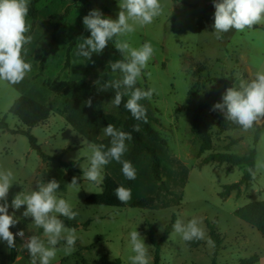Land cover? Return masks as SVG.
I'll return each instance as SVG.
<instances>
[{
    "label": "rangeland",
    "instance_id": "rangeland-1",
    "mask_svg": "<svg viewBox=\"0 0 264 264\" xmlns=\"http://www.w3.org/2000/svg\"><path fill=\"white\" fill-rule=\"evenodd\" d=\"M87 1L91 3V10H100L104 18H118L120 0ZM161 3L163 14L152 24L137 27L126 39L132 47L139 48L150 42L155 49L136 87L155 89L151 100L140 103L147 109L150 126L165 142L152 145L162 159L161 178L172 195L166 190L158 193L159 184L152 178L148 156L140 157L133 165L137 170L135 180H127L122 174V165L112 161L104 167L102 176L110 174L119 186L130 188L132 193L131 199L120 208L85 203L86 197L102 191L101 183L97 185L83 178L82 167L89 165L88 141L64 119L62 110L67 96L53 93L49 87L56 79L96 83L108 63L106 49L85 61L75 54L78 39L86 37L81 33L85 29L86 0H38L36 16L28 15L32 43L27 46L25 59L32 64V71L15 86L0 83V169L12 170L15 176L7 198L9 214L15 212L19 221L10 228L13 233L23 230L25 237L43 238L42 229L35 228L30 217H23L26 206L19 210L10 206L16 194L36 190L41 181L57 180L60 183L57 195L68 200L78 212L75 220L66 218L76 226L75 250L65 255L61 242L52 264H102L101 257L131 264L129 257L134 253L129 233L135 229L150 246V264H153L149 226H153L155 238L160 239L173 214L185 223L192 218L200 219L207 237L206 220L214 224L223 237L222 247L218 256L213 257L207 240H203L201 247L190 249L173 231L160 247L159 264H238L239 260L253 255L259 257V264H264V238L233 215L234 210L250 202L264 201V126L247 132L221 129L211 115L213 106L222 102L227 88L238 85L241 79L254 78L257 71H264V24L243 32L232 30L217 39L212 27L214 12L204 10L207 6L215 10L213 0H161ZM229 77L234 79L233 83L224 85L222 80ZM120 78L118 71L108 81ZM209 92H216L217 100L204 112L200 136L209 135L212 147L199 156L200 138L190 131L192 109ZM20 96L49 109L50 117L32 128L30 134L44 154L50 157L62 154L63 162H79L72 175L57 161H42L30 148L27 137L11 132L24 129L9 113L11 104ZM102 111L124 119L111 100L103 102ZM106 137L101 131L99 139ZM255 137L258 138L254 146L255 178L240 187L238 197L233 191L221 198L223 187L238 182L245 167L215 163L199 167V162L213 153L242 156L253 147ZM233 139L240 141L229 146ZM128 151L123 159L128 160ZM73 177L78 178L79 185L70 189L67 185ZM146 197L155 198L154 209L129 206ZM15 243L17 247L10 249L0 241V264H31L27 250L20 247L23 241L19 236Z\"/></svg>",
    "mask_w": 264,
    "mask_h": 264
},
{
    "label": "clouds",
    "instance_id": "clouds-1",
    "mask_svg": "<svg viewBox=\"0 0 264 264\" xmlns=\"http://www.w3.org/2000/svg\"><path fill=\"white\" fill-rule=\"evenodd\" d=\"M213 3L215 12L212 27L217 39L232 30L243 32L264 24V0H213ZM119 8L117 19L104 18L98 9L89 11L83 17V25L90 36L78 39L80 42L75 46V54L84 61L91 60L94 53L101 54L109 42L114 41V47L123 59L111 61L109 66L113 73L119 71L121 78L106 82L100 91L114 89L115 96L111 103L116 107L121 105L124 96H128L124 103L125 109L136 120L147 123V109L140 101L151 100L155 89L143 90L136 84L155 49L150 42L143 43L139 48L132 47L126 37L134 33L137 27L152 24L163 14L164 6L161 0H120ZM29 11L30 0H0V83L15 86L32 71V64L25 59L27 46L32 43ZM122 87L125 89L123 92ZM85 104L91 107L92 99L86 100ZM217 110L223 113L226 121L239 126L242 131L264 126V71H257L254 78L241 79L238 85L227 88L222 102L213 106L212 111ZM133 131H140L139 125H134ZM103 132L110 137V146L105 148L103 144L88 142L89 165L82 167L83 178L99 185L103 181L104 167L115 161L122 165L121 171L127 180H135L136 168L130 161L123 159L128 151L126 142L133 139L132 132L117 129L112 124L104 127ZM249 172L255 178V172L252 169ZM77 179L73 177L67 186L70 189L78 188ZM14 180L12 170L0 169V241L5 242L10 249L16 248L15 238L19 236L23 241L20 247L27 250L31 264H52L61 242L64 243V254L70 255L75 250L76 229L66 226L60 217L75 220L78 212L73 210L68 200L57 195L60 183L55 179L47 183L41 181L37 183L36 190L27 193L22 191L12 199L11 208L19 210L26 206L23 217H30L32 225L42 229L43 238L39 235L25 237L23 230L18 233L10 231L19 222L15 212L9 214L7 203ZM114 194L121 203H127L132 195L131 189L123 185L118 186ZM172 227L185 242L207 240V244L214 247V241L206 236L202 221L198 218H192L187 223L177 218ZM129 236L134 253L129 257L131 264H150V246L136 229Z\"/></svg>",
    "mask_w": 264,
    "mask_h": 264
},
{
    "label": "trees",
    "instance_id": "trees-1",
    "mask_svg": "<svg viewBox=\"0 0 264 264\" xmlns=\"http://www.w3.org/2000/svg\"><path fill=\"white\" fill-rule=\"evenodd\" d=\"M38 0H30V11L29 14L34 18L36 16L35 5ZM87 7L85 10V15L91 11V3L86 0ZM205 11L215 12L211 7H204ZM86 37L90 36V32L86 29L81 31ZM108 63L104 66L102 73L97 76L98 83H90L84 80L79 81H59L55 80L49 84L50 90L53 93H61L67 96L64 107L63 116L64 119L76 133L81 135L85 140L90 143H95L97 145L103 144L105 148L110 146V137L104 139H99L101 131L108 124L114 125L117 129L124 130L127 132H132L133 139L127 141L129 148L127 158L133 165L137 160L146 155L150 159V169L152 178L158 185V193L162 190H166L168 194L172 195V192L166 189L165 184L161 178V163L162 159L159 157L156 149L152 144L159 143L164 145V141L161 139L160 134L152 129L150 126V119L147 117V123L143 121L136 120L131 113L125 109L124 103H126L128 97L124 96L122 103L119 107H116L120 113L123 115L124 119L120 120L113 115L106 114L102 111V104L105 100H112L115 96V90L109 88L107 92L100 91L102 86L108 82V77L113 74L109 66V62L123 59L118 50L114 47V42L110 41L107 47ZM44 61V60H43ZM42 65V62H41ZM118 72V71H117ZM234 79L229 77L228 79L222 80L224 85H229L233 83ZM123 92V90L121 89ZM89 98L92 99V106L88 107L85 101ZM217 100L216 92H209L205 95V98L193 105V116L191 121L190 131L194 137L200 138V148L199 156L206 151H209L212 147L211 139L209 135L200 136V131L202 128V118L204 112L207 108L212 107ZM9 113L15 116L18 121L22 124L24 129L17 128L12 130L13 134H20L28 138L30 148L38 154L42 161L46 162L49 160L59 162L65 170L72 175V171L76 170V166L79 162H63L62 154H57L52 157L44 154L36 139L30 134L32 128L38 126L39 124L45 122L50 117L49 109L40 104L39 102L25 97L20 96L15 99L10 106ZM212 118L217 120V126L219 128H226L230 130H241V128L231 122L225 120L223 113L220 111H212ZM139 125L140 131H133V126ZM242 131V130H241ZM257 137L254 138L253 147L249 149L244 155L238 156L229 153H213L199 162V167L207 165L210 163H215L217 165L227 164L228 166H244L245 171L241 176L240 180L236 183L225 185L223 191L220 193L221 198L229 196L233 191L236 192V197H238L240 192V187L249 183L253 176L250 174L249 169L254 171L255 166V155L256 150L254 148L257 143ZM240 139H233L229 142V146L236 145ZM118 183L115 181L113 176L105 173L103 176V181L101 183L102 191L100 194H92L86 197L85 203L87 205H97V206H108V207H124L126 203H121L115 196L114 190L118 187ZM155 198L146 197L140 200L133 201L129 203L130 207H142V208H153L154 209ZM168 206H164L165 208ZM233 215L240 219L241 221L248 224L250 227L255 229L262 238H264V201L250 202L236 210H234ZM64 219L66 226L76 227L74 224ZM176 220V215L171 216L170 223L165 227L164 233L160 239L155 238V230L152 225L149 226L148 237L151 245L154 247L153 253V264H159V253L162 243L167 239L169 234L173 232V224ZM206 228L208 230V237L214 241V247H212L213 257H217L219 251L222 247L223 237L216 229L215 225L206 220ZM186 246L190 249H197L204 244V241H192L185 242ZM259 260L257 255H253L246 259L239 260L238 264H256ZM102 264H121L119 259L108 260L106 257H101ZM213 264H215L213 262Z\"/></svg>",
    "mask_w": 264,
    "mask_h": 264
},
{
    "label": "crops",
    "instance_id": "crops-1",
    "mask_svg": "<svg viewBox=\"0 0 264 264\" xmlns=\"http://www.w3.org/2000/svg\"><path fill=\"white\" fill-rule=\"evenodd\" d=\"M260 260V259H259ZM259 260H258V262L256 263V264H259Z\"/></svg>",
    "mask_w": 264,
    "mask_h": 264
}]
</instances>
